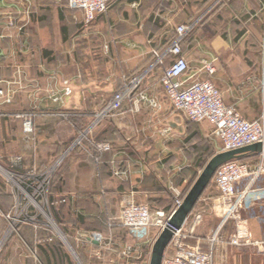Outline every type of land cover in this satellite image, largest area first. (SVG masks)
<instances>
[{"label":"crops","instance_id":"obj_1","mask_svg":"<svg viewBox=\"0 0 264 264\" xmlns=\"http://www.w3.org/2000/svg\"><path fill=\"white\" fill-rule=\"evenodd\" d=\"M11 14L25 25L22 33L8 26ZM84 20L68 0H0V88L12 82L14 92L11 103L0 99V162L9 169L0 166V212H12L22 201L15 176L26 179L63 159L50 195L57 221L74 240L71 251L48 229L23 226L16 232L0 214V264H127L122 252L139 245L143 258L151 254L152 242L137 244L118 222L122 207L132 199L168 210L174 191L184 194L204 170L214 137L221 147L214 126L174 111L162 87L171 57L164 66L157 61L177 38V27L192 28L182 42L190 76L210 79L225 103L249 121L263 112L264 0H114L89 26ZM218 22L223 30H216ZM247 60L257 67L254 79ZM206 63L215 67L211 76L203 71ZM139 75L144 79L134 100L124 103L120 115L98 120L122 77ZM65 88L72 94L65 95ZM254 92L258 100L246 102ZM19 114L33 116L36 147ZM81 134L85 140L74 146ZM100 143L112 150L97 161ZM15 158L21 159L17 165ZM215 190L211 197L207 189L189 216L191 243L206 251L221 224L212 211ZM201 211L202 220L194 222ZM243 216L253 238L264 239V196ZM96 231L110 237L104 253L85 240ZM234 231L233 223L221 230L214 264H264V254L229 245Z\"/></svg>","mask_w":264,"mask_h":264},{"label":"built area","instance_id":"obj_2","mask_svg":"<svg viewBox=\"0 0 264 264\" xmlns=\"http://www.w3.org/2000/svg\"><path fill=\"white\" fill-rule=\"evenodd\" d=\"M113 1L68 0V4L71 9L83 12L84 24L89 26L97 16L108 12ZM8 26L17 29L19 33H22L25 28V25L19 24L14 16L9 17ZM191 29L190 26L177 27V38L165 56L160 57L157 61V65L164 66L166 56L171 57L170 65L164 68L161 84L173 110L181 112L189 122L200 124L207 121L211 123L215 128L214 133L221 142L219 153L264 143V37L260 83L263 112L259 119L249 121L240 114L235 106L225 103L223 93L210 79L199 81L189 75L191 67L184 55L182 42ZM203 71L211 76L215 73V67L212 63H206ZM143 79V75L123 76L121 88L115 93L103 112L98 115V120L120 115L124 103L134 100ZM70 94L72 91L66 88L65 95ZM6 97L8 96L5 91L0 88V99ZM140 98L146 97L141 94ZM6 102L10 103V99H6ZM24 128L28 133L33 132L32 118L25 119ZM95 148L98 152L96 160L99 161L104 153L112 150V145L100 143L96 144ZM57 167L58 164L40 174L32 173L26 179L19 177V182L14 180L22 200L24 198L28 202L27 206H22L19 201L8 215L0 212L13 230L22 222L24 212H30V207L35 210V213L38 209L43 211V205L49 207V188ZM213 182L218 190V196L211 201L212 211L221 224L209 240L212 244L209 251L204 250L198 242L191 243L193 232L188 228L190 217L186 219L181 228H176L170 223L185 199V196L180 192L174 191V208L170 213L165 210L154 211L149 206L140 205L130 199L122 207L117 220L137 244L146 242L154 244L163 231H171L172 239L165 253L163 264H214V245L220 241L221 230L230 223L235 225V231L228 241L229 245L240 250L253 249L259 254H264V239L255 240L253 238L248 220L243 216L245 211H250L253 208L255 198L260 199L264 196V153L258 156V160L253 166L249 162L239 160L222 165L215 173ZM202 213V211L198 213L193 221L200 222L203 217ZM36 215L38 214L36 213ZM85 240L90 243L96 242L102 248H107L109 244L105 234L100 231L87 234ZM139 247L141 246L139 245L138 248L127 247L122 252L123 256L127 258V264H143V254Z\"/></svg>","mask_w":264,"mask_h":264},{"label":"rangeland","instance_id":"obj_3","mask_svg":"<svg viewBox=\"0 0 264 264\" xmlns=\"http://www.w3.org/2000/svg\"><path fill=\"white\" fill-rule=\"evenodd\" d=\"M11 16H14L13 14H11V15H9V17H11ZM220 23H222V22H218V23H216L217 25L216 26H218V27H216V30H218L219 29V31L220 30H223V29H221L222 27H221V24ZM222 32V31H221ZM248 62H249V64H250V66H251V73H253L252 74V76L251 77H253L252 79H254V76L255 75H258V71L256 70L257 69V67H256V69L255 68H253V66H254V61L252 62L251 60H247ZM196 63H195V67H196ZM257 77V76H256ZM122 80H123V77H122ZM12 85H13V83L11 82V84L8 86L9 88H6V89H3L4 91H5V93H6V95L8 96V97H6L4 100L6 101V99H10V103L12 102V99H13V96H14V92H13V89H12ZM70 89V88H69ZM71 90V89H70ZM72 91V90H71ZM66 92V88H65V91H64V93ZM248 92L249 91H246L244 94H248ZM255 94H254V96H252V97H250V98H247L246 99V102L247 101H249V102H253V101H257L258 100V94L256 93V92H254ZM3 99V98H2ZM57 99H61V97H55V100H57ZM106 108V107H105ZM104 108V109H105ZM103 109V110H104ZM252 109H254L253 107H252ZM103 110L101 111V112H103ZM257 110V109H256ZM100 112V113H101ZM100 113H98L97 115H96V117H97V119H98V115L100 114ZM19 118H21L22 120H23V124H22V126H23V129H24V132H25V134H27L28 136H34V122H33V132L32 133H28V132H26L25 131V128H24V121H25V119H29V118H32V120H33V116H30V114H19V115H17ZM108 118H110V117H107V118H103V119H101L100 121H102V120H106V119H108ZM6 125H8V127L9 128H12V126L13 127H15L14 126V124L12 125V123H8V124H6ZM0 128H1V124H0ZM215 131V130H214ZM84 135L85 134H81L80 135V137L75 141V143H74V146H77L80 142L82 143L85 139H84ZM31 142L33 143V145L36 147L37 146V140H36V138H35V136H34V138L33 139H31ZM217 140H216V138L214 137V144H213V153H219V151H220V146L219 145H217ZM0 143H2V138H1V134H0ZM2 144H0V146H1ZM16 159V160H15ZM15 159H13L12 160V163H13V161L15 160V162L17 163L18 161H19V159L20 158H15ZM21 160V159H20ZM257 160L258 159H250L249 160V162H251V163H256L257 162ZM63 162H64V160L63 159H61V160H59L58 161V167L57 168H60V166H61V164H63ZM15 163V164H16ZM14 164V163H13ZM14 164V165H15ZM56 164V165H57ZM0 166H2L3 168L5 167V169H7V170H9L8 169V166L6 167V166H4V164L2 163V162H0ZM39 172V174L40 173H42V172H45V171H38ZM56 173H57V171H55L54 172V174H53V177H52V182H51V186H50V190L49 191H51V189H52V186H53V182H54V178H55V176H56ZM201 175V174H200ZM199 175V176H200ZM10 177H14L13 176V174H11L10 175ZM15 180L16 181H18L19 182V180H18V178L15 176ZM21 183V182H20ZM215 188H216V185H215V183L212 181L211 182V184H210V186L208 187V191H207V193H206V196L208 195V196H211V197H214L215 195H216V190H215ZM51 193H49V207L47 206V205H43V211L42 210H40V209H38V210H36V213L38 214V215H36V213H35V210L34 209H29V211L30 212H24L25 214H23V217H22V222L15 228V230L14 231H18V229L20 228V227H23V226H31L33 229H35V230H42V229H48V230H50V231H52L53 233H55L56 235H57V237L59 238V242H63L64 244H66L67 245V243L68 244H70V245H72V243L74 242V240H73V238H72V236H67L65 233H64V231H63V228L60 226V223L57 221V219H56V217H55V211L53 210V203H52V200H51V195H50ZM27 201L23 198V200L21 201V204H22V206H26L27 205V203H26ZM44 204V203H43ZM173 208H174V205H173ZM172 208V209H173ZM6 215H8V214H10V212L9 213H5ZM92 233V232H91ZM106 236V238H107V243H109L110 242V237L109 236H107V235H105ZM56 237V238H57ZM154 245V244H153ZM153 245H151L152 246V248L150 247V249H153ZM100 249H101V252L102 253H104V250L106 249V248H102V247H100ZM149 250V249H148ZM150 251V250H149ZM145 252V251H144ZM152 253V252H151ZM145 258V259H144ZM144 258H142V261H145L144 262V264H150V260H151V254H150V252H149V254H148V252H145V254H144Z\"/></svg>","mask_w":264,"mask_h":264},{"label":"water","instance_id":"obj_4","mask_svg":"<svg viewBox=\"0 0 264 264\" xmlns=\"http://www.w3.org/2000/svg\"><path fill=\"white\" fill-rule=\"evenodd\" d=\"M263 153L264 143H257L240 149L215 154L185 197L182 206L173 215L170 223L176 228H181L184 225L186 219L191 215L198 201L213 181L215 173L222 165L231 161L240 160L249 154L259 156ZM171 239L172 234L169 230H165L160 234L153 245L150 264H163L164 256ZM67 245L72 251L70 244L67 243Z\"/></svg>","mask_w":264,"mask_h":264},{"label":"trees","instance_id":"obj_5","mask_svg":"<svg viewBox=\"0 0 264 264\" xmlns=\"http://www.w3.org/2000/svg\"><path fill=\"white\" fill-rule=\"evenodd\" d=\"M216 153H213L208 160L205 162L204 167H206V165L208 164V162L210 161V159H212L215 156ZM258 156L255 154H249L246 157L240 159L239 161H245V162H249L250 159H257ZM199 178V176H197L191 183V185L187 188L186 192L183 194L185 197L187 196V194L190 192L191 188L193 187V185L195 184V182L197 181V179ZM174 203H172V205L170 206V208L166 211L170 212L173 208Z\"/></svg>","mask_w":264,"mask_h":264}]
</instances>
